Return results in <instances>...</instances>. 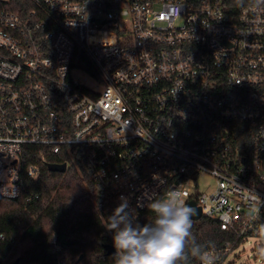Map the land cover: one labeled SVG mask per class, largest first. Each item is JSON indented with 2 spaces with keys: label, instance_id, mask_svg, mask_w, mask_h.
Masks as SVG:
<instances>
[{
  "label": "built area",
  "instance_id": "2783aa9c",
  "mask_svg": "<svg viewBox=\"0 0 264 264\" xmlns=\"http://www.w3.org/2000/svg\"><path fill=\"white\" fill-rule=\"evenodd\" d=\"M26 1L0 6L3 198L40 177L36 146L79 158L137 221L169 190L195 202L235 238L204 264L264 237V0ZM49 253L77 261L56 237Z\"/></svg>",
  "mask_w": 264,
  "mask_h": 264
},
{
  "label": "trees",
  "instance_id": "16d2710c",
  "mask_svg": "<svg viewBox=\"0 0 264 264\" xmlns=\"http://www.w3.org/2000/svg\"><path fill=\"white\" fill-rule=\"evenodd\" d=\"M23 4L28 2H0L13 12H19ZM74 67L96 74L82 52L76 54ZM25 158L28 165L39 166L40 177L36 180L25 174L23 194L18 199L0 195V235L6 238L0 241V264H15L17 260L20 264H51L49 249L54 237L77 259L75 264H115L114 256L108 255L104 246L113 244L106 223L118 206L117 200L100 191L79 158L72 160L36 146L27 149ZM64 163H68L66 173L51 172L47 167ZM154 218L148 208L138 222L143 225ZM191 232L185 249L187 258L178 264L198 262L200 254L224 248L235 240L218 222L205 218L193 222Z\"/></svg>",
  "mask_w": 264,
  "mask_h": 264
},
{
  "label": "clouds",
  "instance_id": "9594fccd",
  "mask_svg": "<svg viewBox=\"0 0 264 264\" xmlns=\"http://www.w3.org/2000/svg\"><path fill=\"white\" fill-rule=\"evenodd\" d=\"M148 208L155 218L143 225L130 216L124 202L108 218L106 227L113 233L115 264H178L187 258L186 243L193 236L192 218L197 210L186 204L177 190L153 198ZM200 258L204 264L207 257L200 254Z\"/></svg>",
  "mask_w": 264,
  "mask_h": 264
},
{
  "label": "rangeland",
  "instance_id": "374dc122",
  "mask_svg": "<svg viewBox=\"0 0 264 264\" xmlns=\"http://www.w3.org/2000/svg\"><path fill=\"white\" fill-rule=\"evenodd\" d=\"M203 192L215 190V179L205 176L201 183ZM226 264H264V237H254L237 247Z\"/></svg>",
  "mask_w": 264,
  "mask_h": 264
},
{
  "label": "water",
  "instance_id": "95a60500",
  "mask_svg": "<svg viewBox=\"0 0 264 264\" xmlns=\"http://www.w3.org/2000/svg\"><path fill=\"white\" fill-rule=\"evenodd\" d=\"M49 171L51 172H59V173H66L68 171V164H48L47 165ZM189 206L194 207L196 211V215L192 218L193 222H198L202 220V211L201 208L196 205L195 202H190ZM105 250L107 251L108 255L114 256L115 255V248L113 245H105L104 246ZM83 258V256L80 257V260ZM15 264H20V261L17 260Z\"/></svg>",
  "mask_w": 264,
  "mask_h": 264
}]
</instances>
